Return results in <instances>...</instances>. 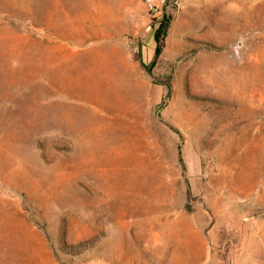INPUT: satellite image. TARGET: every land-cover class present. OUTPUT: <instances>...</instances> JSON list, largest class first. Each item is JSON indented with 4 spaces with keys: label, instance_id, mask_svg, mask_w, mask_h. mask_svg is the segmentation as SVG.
I'll list each match as a JSON object with an SVG mask.
<instances>
[{
    "label": "rangeland",
    "instance_id": "rangeland-1",
    "mask_svg": "<svg viewBox=\"0 0 264 264\" xmlns=\"http://www.w3.org/2000/svg\"><path fill=\"white\" fill-rule=\"evenodd\" d=\"M154 2L0 0V264H264V0Z\"/></svg>",
    "mask_w": 264,
    "mask_h": 264
},
{
    "label": "built area",
    "instance_id": "built-area-1",
    "mask_svg": "<svg viewBox=\"0 0 264 264\" xmlns=\"http://www.w3.org/2000/svg\"><path fill=\"white\" fill-rule=\"evenodd\" d=\"M147 3L151 10L158 11L157 4L154 2V0H147Z\"/></svg>",
    "mask_w": 264,
    "mask_h": 264
},
{
    "label": "trees",
    "instance_id": "trees-1",
    "mask_svg": "<svg viewBox=\"0 0 264 264\" xmlns=\"http://www.w3.org/2000/svg\"><path fill=\"white\" fill-rule=\"evenodd\" d=\"M162 28H163V27L159 28L158 31L155 33V38H156V40H157L158 42H159L160 32H162ZM159 50H160V48L158 47V48H157V51H159ZM179 152H180V154H182L181 149H180ZM181 161H183L182 157H181Z\"/></svg>",
    "mask_w": 264,
    "mask_h": 264
}]
</instances>
